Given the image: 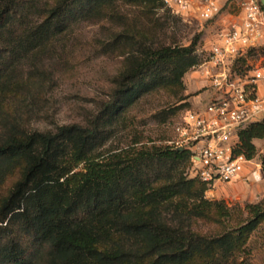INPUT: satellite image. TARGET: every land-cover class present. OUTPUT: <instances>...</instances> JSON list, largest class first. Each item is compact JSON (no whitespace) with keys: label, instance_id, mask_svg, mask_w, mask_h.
I'll return each mask as SVG.
<instances>
[{"label":"trees","instance_id":"trees-1","mask_svg":"<svg viewBox=\"0 0 264 264\" xmlns=\"http://www.w3.org/2000/svg\"><path fill=\"white\" fill-rule=\"evenodd\" d=\"M115 1L56 0L32 23L37 0H0V93L14 61L82 19L103 17ZM125 1L165 8L162 0ZM131 47L110 98L88 123L48 131L17 120L3 125L0 190L14 170L19 178L0 197V264H224L264 219L253 211L237 235H200L191 225L209 210V187L181 168L191 162L189 149L135 140L103 155L126 110L155 90L182 86L188 69L201 64L195 41L155 46L140 38ZM239 136L236 152L253 159L264 118Z\"/></svg>","mask_w":264,"mask_h":264},{"label":"rangeland","instance_id":"rangeland-1","mask_svg":"<svg viewBox=\"0 0 264 264\" xmlns=\"http://www.w3.org/2000/svg\"><path fill=\"white\" fill-rule=\"evenodd\" d=\"M55 1L37 0L29 20L35 23L42 19V11ZM235 14L236 10L231 11L227 18L233 20ZM219 28L215 20L205 21L194 13L184 19L165 8L149 11L144 4L116 0L104 10L103 17L82 19L43 47L14 61L7 72L8 84L0 93V133L6 122L15 120L32 131L86 124L110 98L116 77L128 64L133 41L146 38L155 46H188L195 41L202 63L207 55L204 46ZM250 56L257 63L264 62V48ZM199 66L188 69L182 86L155 90L126 110L101 148L103 155L119 152L135 140L146 145H171L176 136L174 125L187 108L195 106L194 97L207 90L201 87ZM254 143V159L262 162L263 168L264 138ZM181 168L189 177L193 175L191 162ZM18 178L17 170L6 177L0 197L8 195ZM203 194L210 207L204 216L193 218L192 230L211 238L226 233L237 235L254 219L253 211H264V170L259 181L237 180L207 188ZM245 239L239 241L236 247L240 248L229 259L221 262L264 264V219Z\"/></svg>","mask_w":264,"mask_h":264},{"label":"built area","instance_id":"built-area-1","mask_svg":"<svg viewBox=\"0 0 264 264\" xmlns=\"http://www.w3.org/2000/svg\"><path fill=\"white\" fill-rule=\"evenodd\" d=\"M162 1L184 19L194 13L220 26L204 46L207 55L198 70L208 80L207 98L185 110L170 144L190 150L192 176L209 188L259 181L262 162L236 150L240 131L264 118V62L250 56L264 48V5L261 0ZM235 10V19H228Z\"/></svg>","mask_w":264,"mask_h":264},{"label":"crops","instance_id":"crops-1","mask_svg":"<svg viewBox=\"0 0 264 264\" xmlns=\"http://www.w3.org/2000/svg\"><path fill=\"white\" fill-rule=\"evenodd\" d=\"M199 80H200V83H202L201 87L205 88L206 85L208 84V80L205 79V77L202 73H200V75H199ZM207 95H208V92L206 90V91L198 94L197 96H195L194 97V105L198 106V105L202 104L204 102V100L207 98ZM256 140H260V139H256Z\"/></svg>","mask_w":264,"mask_h":264},{"label":"water","instance_id":"water-1","mask_svg":"<svg viewBox=\"0 0 264 264\" xmlns=\"http://www.w3.org/2000/svg\"><path fill=\"white\" fill-rule=\"evenodd\" d=\"M262 4L264 5V0H261Z\"/></svg>","mask_w":264,"mask_h":264}]
</instances>
